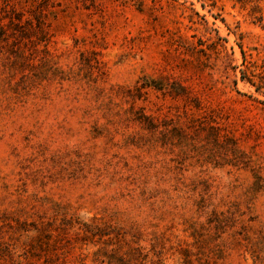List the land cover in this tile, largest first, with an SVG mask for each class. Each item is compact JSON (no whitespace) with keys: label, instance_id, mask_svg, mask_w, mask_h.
Listing matches in <instances>:
<instances>
[{"label":"rangeland","instance_id":"1","mask_svg":"<svg viewBox=\"0 0 264 264\" xmlns=\"http://www.w3.org/2000/svg\"><path fill=\"white\" fill-rule=\"evenodd\" d=\"M0 264H264V0H0Z\"/></svg>","mask_w":264,"mask_h":264}]
</instances>
